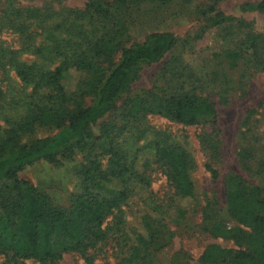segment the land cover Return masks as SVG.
Instances as JSON below:
<instances>
[{
  "label": "rangeland",
  "instance_id": "374dc122",
  "mask_svg": "<svg viewBox=\"0 0 264 264\" xmlns=\"http://www.w3.org/2000/svg\"><path fill=\"white\" fill-rule=\"evenodd\" d=\"M90 1L0 0V135L35 106H51L57 94L67 98L70 108L90 104L95 89L119 62L121 48L144 43L154 33H169L174 45L159 60L144 64L113 108L89 126L88 148L94 137L102 136V146L112 139L131 163L149 142L178 144L193 160L192 192L177 194L163 167L151 164L147 183L129 185L127 199L104 220V241L88 253L94 264H130L131 252L140 249L143 255L146 241L149 255L138 264H203L209 245L230 250L231 256L246 250L244 241L214 236L209 226L219 221L242 234L252 232L227 209L228 176L258 187L264 196V13L248 7L261 0H129L104 6L108 21L102 18L105 14L88 15ZM102 36L110 38L105 54L85 53L78 67L64 73L61 91L36 87L38 77L24 82L16 73L17 64L35 73L53 71L64 54L82 51ZM183 94L207 99L214 116L186 125L157 113L127 114L136 96L155 103V97ZM56 131L52 125L36 126L21 141ZM87 152L63 148L55 161L37 160L18 176L46 193L54 205L68 208L81 191ZM0 264L15 263L0 254ZM52 264L86 263L69 252Z\"/></svg>",
  "mask_w": 264,
  "mask_h": 264
},
{
  "label": "trees",
  "instance_id": "16d2710c",
  "mask_svg": "<svg viewBox=\"0 0 264 264\" xmlns=\"http://www.w3.org/2000/svg\"><path fill=\"white\" fill-rule=\"evenodd\" d=\"M126 2L129 0H112L110 3L92 0L86 4V11L90 17L94 12L97 17L105 14L106 18H102L108 21L104 6L115 7ZM248 7L264 13V0ZM103 37L82 51L72 49L70 55L64 54L53 71L35 73L32 67L17 64L16 73L24 82L38 77L36 87L61 91L60 81L64 73L69 68L78 67L85 53L92 52L95 56L105 54L110 38L105 40ZM256 40L254 37L252 42ZM174 42L169 33H154L144 43L121 48L119 62L95 89L90 104L76 103L70 108L66 105L67 98L57 94L51 106H35L0 135V254L7 262L16 264L20 261L17 264H24L25 260H34L39 264H52L63 254L75 252L82 256L86 264H94L88 251L104 241L107 233L105 218L127 199L131 183H147L145 172L151 164L163 167L167 181L177 194H191L193 160L178 144L171 145L162 139L149 142L136 153L131 163L127 162L112 139L108 140L107 146H102V136L94 137L88 148L89 126L113 108L117 98L126 92L144 64L159 60ZM2 52L4 50H0V54ZM154 99L156 102L150 103L147 96L134 97L128 116L133 118L146 111L193 125L201 118L215 114L213 104L196 95ZM41 125H52L57 131L50 136L21 141L23 135ZM66 147L79 151L88 149V152L86 163L80 170L81 191L64 209L54 205L46 193L19 178L18 174L24 166L37 160L55 161L58 153ZM146 152L150 156L147 157ZM104 158L107 159L105 164ZM226 189L229 213L242 225L250 227L252 232L242 234L239 229L227 228L222 222L214 221L209 226V233L222 237L232 235L235 240L245 242L246 250L231 256L230 250L209 245L202 253L201 262L264 264V196L258 187L246 184L235 175L228 176ZM142 243L143 255H140V249H134L128 259L130 264H138L137 260L143 261L149 255L150 243Z\"/></svg>",
  "mask_w": 264,
  "mask_h": 264
}]
</instances>
